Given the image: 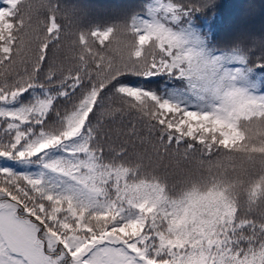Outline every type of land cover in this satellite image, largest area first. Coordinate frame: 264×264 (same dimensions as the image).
Returning a JSON list of instances; mask_svg holds the SVG:
<instances>
[{"label": "trees", "instance_id": "1", "mask_svg": "<svg viewBox=\"0 0 264 264\" xmlns=\"http://www.w3.org/2000/svg\"><path fill=\"white\" fill-rule=\"evenodd\" d=\"M147 3L9 0L0 9L10 49L0 53V196L60 236H141L154 262L264 264V102L239 81L209 90L197 64L201 51L212 61L243 47L259 53L264 0H214L192 13V43L173 58L190 61L187 74L201 82L180 87L187 107L165 96L167 76L141 79L169 43L129 26Z\"/></svg>", "mask_w": 264, "mask_h": 264}, {"label": "snow or ice", "instance_id": "2", "mask_svg": "<svg viewBox=\"0 0 264 264\" xmlns=\"http://www.w3.org/2000/svg\"><path fill=\"white\" fill-rule=\"evenodd\" d=\"M8 3L9 0H0V9L6 8ZM213 3L214 0H148L144 13L129 20V26L136 31L137 35H143L145 32H159L169 41L163 44L162 50L160 48L156 50L159 55L153 58L154 66L150 69V74L141 77L145 83L160 84L167 76V81L171 83H166L164 89L169 102L175 99L178 104L187 107L188 100L185 99V93L180 91V87H190L192 83L201 85L200 81H193L187 74L191 71V68L187 67L190 61L173 58L177 57L178 52L183 54L182 44L192 43L184 31L192 13L211 7ZM108 34V31L94 33L101 38ZM3 40L4 36L0 34V53H8L10 49L2 43ZM260 47L259 53L243 47L240 49V55L227 58L217 53L218 59L214 61L201 51L197 64L200 65L203 62L202 80L207 82L209 90L211 86H231L239 81L245 86V93L251 91L253 95L258 96L259 101L264 102V41L261 42ZM127 81L128 76L125 75L118 77L114 84L118 85ZM104 90L106 89H102ZM220 90L222 91L223 88L220 87ZM28 95V91L25 90L19 93V99H27ZM62 98V96L57 97V99ZM91 115L90 113L89 118ZM47 118L45 114L44 119L47 120ZM164 138H167L169 144L175 140L169 132L162 133L161 139ZM176 143L179 144L181 141ZM68 148L69 146L65 145V149ZM41 195L43 197V194ZM45 223H47L46 220L42 223L37 219V214L31 210L21 216L19 209L12 212L0 207V264H64L65 248L59 244L53 246L47 241ZM31 225H35V228L33 229ZM107 243L104 242V245ZM46 245L47 255L44 252ZM104 245H98L96 252H92L91 256L86 254L79 260H72L71 264H121L122 257L109 255Z\"/></svg>", "mask_w": 264, "mask_h": 264}, {"label": "rangeland", "instance_id": "3", "mask_svg": "<svg viewBox=\"0 0 264 264\" xmlns=\"http://www.w3.org/2000/svg\"><path fill=\"white\" fill-rule=\"evenodd\" d=\"M14 93L10 95L3 94L2 98L4 101L11 99ZM0 207L5 210H11L16 212V204L13 200L0 196ZM22 216V215H21ZM27 222V221H26ZM34 229L35 225H31ZM46 238L49 243L53 246L63 245L65 248V262L64 264H71L72 260H79L81 257H84L86 254L91 256L92 252H96L98 245H104V242H108L104 245L105 250L112 256L122 257L121 264H171L167 261L154 262L148 260L144 257V251L141 246L144 242L143 237H137L130 242H125L120 237H118L112 231H105L100 235L94 236L88 240L81 239L74 234H67L60 236L54 231L47 229ZM59 251V249H57ZM44 252L47 255L48 247L47 245L44 248ZM221 255L214 258L213 261L209 264H222ZM183 264H208L205 262L203 256L195 258L192 262L183 263ZM245 264V263H239Z\"/></svg>", "mask_w": 264, "mask_h": 264}]
</instances>
